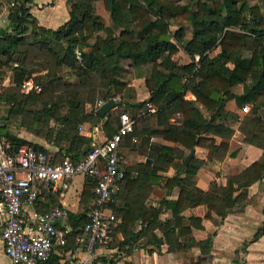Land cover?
<instances>
[{
	"label": "trees",
	"instance_id": "obj_1",
	"mask_svg": "<svg viewBox=\"0 0 264 264\" xmlns=\"http://www.w3.org/2000/svg\"><path fill=\"white\" fill-rule=\"evenodd\" d=\"M94 1L68 0L69 19L62 26L51 29L38 24L37 19L30 13L31 0H9L13 5L9 9L8 24L0 28V57L4 58L0 59V67L7 65L11 68L14 87L7 88L5 93L0 94V101L4 99L8 103V115L4 114L0 119L11 121L13 116H22V127L58 148L54 161H61L66 157L78 159L94 141L92 136L87 137L80 133V126L86 122L96 125L102 121L95 110L85 112L86 102L95 103L99 99L107 101L133 95V89L113 70L118 63L117 49L129 45L133 49L132 64L139 69L147 67L145 84L150 96L147 101L135 105L125 103L133 108L130 116L135 123L130 136L126 135L119 144V161L123 147L129 146L131 137L139 134L135 132V116L136 112H142L146 102L157 108L153 120L161 127L147 129L146 132L179 142L189 149L197 145L206 146L204 138L200 137L202 131L216 132L218 129V133L230 132L222 124H216L218 115L214 111L224 99H234L239 107L252 103L250 113L244 116L241 130L248 142H255L264 148V133L253 130L249 135V130L261 120L260 97L264 96V15L258 6L250 5L247 0H188L183 3L170 0H101L112 21L110 26H105L100 22L101 17L96 14ZM245 13L250 15L249 19ZM172 24L177 27L174 31L169 29ZM189 25L192 34L185 40V30ZM118 28L121 29L120 35L115 37ZM99 32L102 34H97L93 43L87 41L88 36ZM134 39L138 40L136 46L132 44ZM217 45L220 46V52L210 57L208 53ZM179 47L188 55H200L197 69L194 62L179 64L174 60ZM76 48L80 51V62L74 53ZM245 50L250 52L249 57L243 56ZM34 52L46 58L52 66L41 77L43 82L39 81L40 77L35 78L34 70L24 63V59ZM12 62L16 65L12 66ZM68 71L73 72L78 81L63 82V93L60 95L62 97L57 96V99L54 93L55 82ZM186 74L189 77L184 80ZM27 79H36L34 83L41 85L39 92L31 90L27 94V100L32 107L19 103L20 87ZM238 84L243 85L240 94L233 92ZM188 91L212 113L209 120L204 118L192 102L184 99ZM118 105L120 109L117 113L113 116L107 115L103 124L107 138L117 131L119 116L125 113V109H121L122 102H118ZM177 112L184 117H192L198 122V126H185L182 130L172 129L168 119ZM234 116L233 113L230 114V117ZM0 132L17 145L28 144L48 152L43 146L19 138L4 128H0ZM208 146H213V142ZM165 152L162 160L174 164L172 148H165ZM199 165L195 160L187 167L181 163L175 164L177 173L166 178L158 175L157 170L150 165L144 164L135 168L138 179L148 178L153 182L163 180L169 190L180 186L178 198L167 203L172 211V244L176 243L181 250L189 247L188 244L178 241L180 236L190 233V229L183 226V218L179 213L185 203L205 204V218H212V213L215 212L220 218L214 221L218 224L227 210L233 208L238 199L246 194L244 190L234 197L236 187L233 186V181L245 188L250 182L259 179L264 170V159L254 162L250 170H245L240 176L230 178L225 187L212 183L208 191L198 190L192 183L191 178L196 174ZM181 172L186 177H181ZM85 178V201L93 200L87 208L88 211L97 204L93 191L95 179ZM138 179L133 178L130 171L126 172L120 189H131L137 184L138 187L145 188L139 186ZM120 191L111 202L105 204L114 212L116 218L123 212L117 204ZM157 213L156 209H150V221L155 220ZM121 215L122 222L127 223L125 214ZM70 219L75 230L87 220L85 214L71 216ZM190 219L196 220L197 226H200V219ZM165 227L168 234L169 224H165ZM177 228L179 230L176 232ZM115 231L116 229L112 235ZM263 234L264 223L254 239ZM212 235L198 244L210 247ZM169 238L168 234V240ZM52 258L47 264H50ZM200 262L201 258L192 264ZM101 264L111 263L101 259Z\"/></svg>",
	"mask_w": 264,
	"mask_h": 264
},
{
	"label": "crops",
	"instance_id": "obj_2",
	"mask_svg": "<svg viewBox=\"0 0 264 264\" xmlns=\"http://www.w3.org/2000/svg\"><path fill=\"white\" fill-rule=\"evenodd\" d=\"M174 3H183L188 0H170ZM250 5H256L264 15V0L251 2ZM9 0H0V28L8 24V14L10 9ZM96 14L101 17V21L105 26H110L112 21L108 12L104 8L101 0L94 1ZM239 5V3H238ZM70 4L68 0H31L30 13L37 19L38 24L51 29H56L65 24L69 19ZM247 19L250 18L248 13L244 14ZM176 25L169 26L171 31L176 29ZM121 29L115 31L114 36L120 35ZM190 33L187 34V32ZM97 34L88 36L87 41L93 43ZM191 26L185 30V40L191 37ZM29 35V34H28ZM189 36V37H188ZM138 40L132 41L133 45H137ZM75 50H79L76 48ZM133 49L129 45L121 46L117 49L118 63L113 67L117 76L127 83V86L133 89L131 97H116L112 99L116 103L122 102L121 109H125V113L131 115L133 108L128 105H135L139 102L148 100L150 94L145 84V75L147 73L146 66L139 69L132 64ZM220 52V46H215L208 55L214 57ZM187 57L185 62L180 61L179 57ZM244 57H249L250 52L245 50ZM179 64L196 63V69L199 67L200 55L193 53L188 55L181 47L173 57ZM81 60L78 59V62ZM232 67L231 63H228ZM12 74V71L10 72ZM10 74V77H11ZM188 74L184 77L186 80ZM31 80L32 79H27ZM63 82L76 83L78 78L73 72L66 73L62 77ZM26 81V80H24ZM23 81V82H24ZM22 85V84H21ZM32 88L25 91L29 93ZM242 84H238L233 88V92L240 94L242 92ZM184 99L193 103L203 114L206 120L210 119L212 113H209L204 106L196 101L195 96L190 92H186ZM98 101L95 103L86 102L85 112L89 113L97 110ZM261 108L259 110L260 122L254 128L249 130V135L255 131L264 133V96L260 97ZM126 103V105H125ZM249 107H248V106ZM252 103H246L245 106L239 107L234 99L223 100L220 106L214 111L218 115L216 124H222L228 129V133H218L212 131H202L200 137L204 138L206 146H195L192 149L194 154L189 160L199 162V167L191 180L194 186L201 191H208L212 183L225 187L230 178L240 176L245 170L251 168L256 161L264 159V148L255 142H248L241 130L244 116L250 113ZM125 106V107H124ZM243 107H247L246 111ZM249 108V110H248ZM120 106L112 108L102 121L96 125L86 122L80 126V133L90 137L93 140H103L107 138L103 124L107 115H115ZM157 108L151 103L146 102L142 112H136L137 123L135 134L131 137L129 146L123 147L121 160L119 161L120 169L124 175L131 172L133 178L138 179V173L135 168L139 165H150L157 170V174L163 178L174 176L178 169L175 164L181 163L184 167V159L192 149H189L179 142L166 140L162 136L154 135L146 132L150 129H160L154 122ZM233 113L235 116L230 117ZM54 123L52 122L51 125ZM169 127L176 130H182L183 127L189 126L196 128L198 122L192 117H184L180 112L175 113L168 119ZM0 128H4L19 138L26 139L32 143L43 146L52 156H56L58 148L51 143H47L43 138L22 129L18 134L11 131L10 125L6 121H0ZM143 131L145 133H143ZM130 134V133H129ZM128 134V135H129ZM130 136V135H129ZM256 140V139H255ZM213 146H208L210 142ZM165 148H172L173 163L162 160V156L166 153ZM64 152V151H63ZM181 177L186 174L181 172ZM77 178V177H76ZM76 178L71 182L65 191H49L41 195L40 199L35 203L34 207H25L24 214L29 216L33 211H46L51 207L63 206L67 211V215L58 223V228L63 233L66 230V245H56L50 264H62L63 257L66 255L85 261L87 264L101 262V259L111 264H192L201 258L200 264H264V234L254 239V236L260 231L264 223V170L261 177L250 182L245 188L240 187L239 183L233 181L236 190L233 196H238L245 190V196L238 199L235 206L227 210L225 217L218 224L215 220H220L217 214L212 213V218H205L207 207L205 204L189 205L185 203L179 210L183 218V226L190 229V233L180 236L179 242L188 244L187 249H178L176 243L172 244V211L169 208V201H174L180 193V186H174L167 189L163 180L159 182L150 181L148 178L138 179V184L131 189L125 188L120 191L117 200L118 207L123 209L121 214H125L127 223L122 222V215L117 218L116 231L112 235L111 240L95 248V252L89 255L84 244L78 240L82 231V226L74 229L70 217L84 214L85 210L92 204L93 200L85 201L84 190L87 188L86 178L81 176V180L72 190V186ZM122 184V183H121ZM150 209H156L158 213L155 220H151L149 215ZM200 219V226H197L196 220ZM169 224L168 234L165 224ZM179 229H176V232ZM213 234V235H212ZM209 235H212L210 247H202L198 242L204 241ZM0 264H12L10 259L3 251V242L0 236Z\"/></svg>",
	"mask_w": 264,
	"mask_h": 264
},
{
	"label": "built area",
	"instance_id": "obj_3",
	"mask_svg": "<svg viewBox=\"0 0 264 264\" xmlns=\"http://www.w3.org/2000/svg\"><path fill=\"white\" fill-rule=\"evenodd\" d=\"M74 53L81 60L80 51ZM21 87L28 91L34 86L31 80H26ZM103 102L98 101L97 107ZM134 123L129 114H120L117 131L109 138L94 140L76 160L66 157L54 161L51 153L28 144L17 145L0 132V236L3 251L12 264H47L55 246L66 245L67 232L62 233L58 228L59 221L67 215L65 207L53 206L44 213L33 211L29 216L23 211L25 207H34L44 192L67 190L78 175L95 179L93 191L97 202L85 210L87 220L78 240L89 255L97 246L111 240L118 219L105 204L121 188L124 173L119 166L118 147L133 132ZM64 261L65 264H87L70 255Z\"/></svg>",
	"mask_w": 264,
	"mask_h": 264
},
{
	"label": "rangeland",
	"instance_id": "obj_4",
	"mask_svg": "<svg viewBox=\"0 0 264 264\" xmlns=\"http://www.w3.org/2000/svg\"><path fill=\"white\" fill-rule=\"evenodd\" d=\"M255 1L257 2L259 0H251V2H255ZM10 6H12V5H10ZM188 33H190V31H188L187 34ZM27 34H30V33H27ZM26 37H28V36H26ZM35 54H37V53H35V52L34 53H31L29 55V57H27V58L24 59V63L26 65H28V67H30L31 69L34 70V77L35 78L40 77L41 80H39V81L40 82L41 81L43 82V79L41 77L44 74H46L47 71L52 66H51V63L46 58L41 57L39 54H37V55H35ZM0 59H4V58L0 57ZM179 59L182 62H185V61L188 60V58L187 57L185 58L184 56H180ZM11 64H12V66H15L16 65V63H13V62ZM10 72H11V68L8 67L7 65H3V66L0 67V94L5 93V91H6L7 88L14 87V83L12 82L11 77H10V74H11ZM35 80L36 79H33V83L35 82ZM34 85H35V88H33L32 90H34L36 92H39L41 90V85L40 84H37V83H34ZM54 93H55V96L56 97L57 96L59 98L62 97V96L60 97V95L63 93V80H62V78L61 79H58L55 82V90H54ZM27 94L28 93L22 92L20 90L19 103L23 104L24 106L32 107L31 104L27 100V98H28L27 97ZM58 97H57V99H58ZM11 107H14V106H11ZM7 109H8V103H7V101L5 102L4 99H3L2 101H0V116H2L4 114H7L8 115ZM248 110H249V108H248ZM21 120H22V116H13V118H11V121H6L10 125L11 131L13 133H17L18 134L22 129L26 130L24 127L21 126V124H20L21 123ZM0 121L3 122L4 120L0 119ZM76 177H75L76 178V181H74V183H72L73 185L70 186V190H72L73 187L77 183H79V181L81 180V175H78Z\"/></svg>",
	"mask_w": 264,
	"mask_h": 264
},
{
	"label": "water",
	"instance_id": "obj_5",
	"mask_svg": "<svg viewBox=\"0 0 264 264\" xmlns=\"http://www.w3.org/2000/svg\"><path fill=\"white\" fill-rule=\"evenodd\" d=\"M117 104H118V103H116L115 101L109 99V100L103 102V103L97 108V110H96V114H97L99 117L103 118V117H105V115H106V114H107L112 108H114L115 106H117ZM193 154H194V150L192 149V150L190 151V153L185 157V159H184V165H187V164H188V162H189V160L192 158Z\"/></svg>",
	"mask_w": 264,
	"mask_h": 264
}]
</instances>
